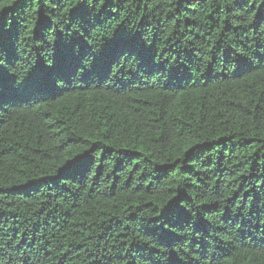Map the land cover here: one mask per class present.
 <instances>
[{"label": "trees", "instance_id": "obj_1", "mask_svg": "<svg viewBox=\"0 0 264 264\" xmlns=\"http://www.w3.org/2000/svg\"><path fill=\"white\" fill-rule=\"evenodd\" d=\"M0 264H264V0H0Z\"/></svg>", "mask_w": 264, "mask_h": 264}]
</instances>
